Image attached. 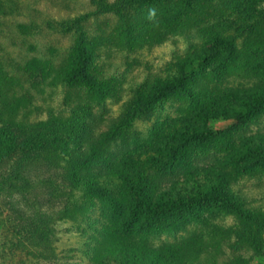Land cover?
<instances>
[{
	"label": "trees",
	"instance_id": "1",
	"mask_svg": "<svg viewBox=\"0 0 264 264\" xmlns=\"http://www.w3.org/2000/svg\"><path fill=\"white\" fill-rule=\"evenodd\" d=\"M152 1L119 0L94 13ZM258 3L163 0L167 6L156 21L163 25V38L196 30L200 43L167 64L164 76L136 86L115 116L101 117L91 107L93 101L100 107L107 94L83 36L59 62L45 52L23 62L10 58L9 67L0 62L5 210L0 211L5 224L0 260L11 250L22 255L23 264L26 258L32 264H69L60 262L58 224L92 243L93 264H249L264 257V212L245 205L232 186L241 177L264 173V133L219 142L225 131L212 126L242 125L264 110V7L252 14L244 7ZM21 5L0 0V35L13 37L7 24ZM73 21L41 17L29 26L17 23V42L24 46L29 28L71 32ZM224 24L232 32L218 29ZM49 47L50 53L58 50ZM229 76L233 80L224 84ZM50 80L66 96L46 117L35 119L31 112L39 105L25 94ZM81 87L93 88L96 98L73 97ZM177 96L186 100L185 110L141 140L136 122L147 120L161 100ZM6 104L8 110L17 105L19 114L4 116ZM230 214L233 225L216 221Z\"/></svg>",
	"mask_w": 264,
	"mask_h": 264
},
{
	"label": "rangeland",
	"instance_id": "2",
	"mask_svg": "<svg viewBox=\"0 0 264 264\" xmlns=\"http://www.w3.org/2000/svg\"><path fill=\"white\" fill-rule=\"evenodd\" d=\"M22 5L20 11L15 14L14 22L7 24L13 31V39L8 38L3 33L0 35V62L10 66L9 59L13 58L16 62H23L27 58H32L38 53L45 52L49 56L56 57V62L70 57V52L74 46L79 43V36L85 38L84 44L91 50L94 58V73L100 80H104V89L107 95L100 102H91V107L102 117L117 115L123 108V104L133 97L135 87L142 85L147 80H152L157 76H164L166 66L171 61L189 52L192 46L200 43L198 32L196 30L188 33L177 32L163 38V25L156 24V21L163 16V0H154L144 5L124 6L118 12L94 13L101 8L102 4H117L119 0H18ZM215 6H218L216 3ZM248 9V14L254 13L256 9L264 7V0H259L256 6L244 5ZM155 10V16L148 18L149 10ZM83 16L79 20V16ZM41 17L53 18H72L71 32L64 34L54 33L47 30H30L24 37V46L20 47L19 38L21 33L16 29L17 23L23 22L30 25L37 22ZM152 21V27L148 23ZM16 22V23H15ZM126 28V29H125ZM218 29L224 32H232V27L224 24L218 26ZM55 46L58 50L51 48L52 53L46 48ZM57 53L58 56H55ZM234 76H229L224 84L230 83ZM15 81L19 83L18 78ZM53 81V80H52ZM51 80L42 89L36 86L30 89L25 96H33V102L38 106L37 110L31 112L33 118L46 117L49 108H58L64 98L65 93L62 87L53 84ZM22 85V84H21ZM27 86V85H26ZM18 88L20 86L18 85ZM24 88L27 87L24 86ZM74 89L72 96L77 93L84 98H96L97 93L93 88L81 87ZM13 97H17L16 90L12 91ZM20 96V95H19ZM18 102V98H17ZM186 100L182 96L161 100L153 109L150 117L146 120H139L135 124V129L139 133V138L145 140L152 131L158 129L163 122L184 111ZM4 116L7 112L19 114L20 108L16 106H4ZM212 126L219 131H225L223 140L219 142L237 141L240 137L255 132L264 133V110L257 114L253 119L245 124H235L233 121L213 123ZM104 128L105 126L102 125ZM154 129V130H153ZM233 190L238 198L250 207L262 208L264 212V173H254L236 180L232 184ZM3 201L0 200V211L4 210ZM5 211V210H4ZM0 218V251L2 241L5 237V224ZM221 225L229 226L234 224V215H219L216 219ZM67 225L58 224L56 246L58 248L61 263L69 264H93L91 260L92 243L87 238L80 236L75 231H68ZM156 236V234H153ZM165 235L160 233V238ZM157 241V238L155 239ZM8 248V247H7ZM9 249V248H8ZM0 264H23L20 259L22 255L18 252L7 250L3 253ZM15 255V256H13ZM18 257V259L16 258ZM25 264H32L31 260L25 259ZM46 261H40L36 264H52ZM249 264H264V257L257 259Z\"/></svg>",
	"mask_w": 264,
	"mask_h": 264
},
{
	"label": "clouds",
	"instance_id": "3",
	"mask_svg": "<svg viewBox=\"0 0 264 264\" xmlns=\"http://www.w3.org/2000/svg\"><path fill=\"white\" fill-rule=\"evenodd\" d=\"M154 16H155V10H154V9H150V10H149L148 18H149V19H152Z\"/></svg>",
	"mask_w": 264,
	"mask_h": 264
}]
</instances>
